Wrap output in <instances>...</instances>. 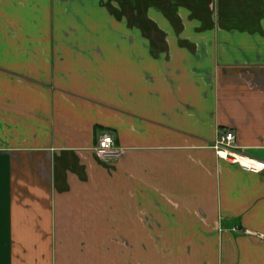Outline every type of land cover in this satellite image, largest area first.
<instances>
[{
  "label": "crops",
  "instance_id": "0c3cea01",
  "mask_svg": "<svg viewBox=\"0 0 264 264\" xmlns=\"http://www.w3.org/2000/svg\"><path fill=\"white\" fill-rule=\"evenodd\" d=\"M251 160L264 0H0V264H264Z\"/></svg>",
  "mask_w": 264,
  "mask_h": 264
},
{
  "label": "built area",
  "instance_id": "2783aa9c",
  "mask_svg": "<svg viewBox=\"0 0 264 264\" xmlns=\"http://www.w3.org/2000/svg\"><path fill=\"white\" fill-rule=\"evenodd\" d=\"M214 149L218 156L228 157L232 160H238L240 156L236 152L235 136L232 132H223L214 145ZM95 153L100 159L105 162L115 160L117 151L115 149L114 138L110 133H102L97 141ZM249 171L259 172L264 170V162L262 161H249L246 167Z\"/></svg>",
  "mask_w": 264,
  "mask_h": 264
}]
</instances>
